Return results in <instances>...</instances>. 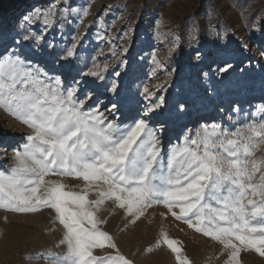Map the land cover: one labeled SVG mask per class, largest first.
<instances>
[{
    "label": "rangeland",
    "instance_id": "rangeland-1",
    "mask_svg": "<svg viewBox=\"0 0 264 264\" xmlns=\"http://www.w3.org/2000/svg\"><path fill=\"white\" fill-rule=\"evenodd\" d=\"M24 1L0 0V56L18 54L49 76H61L65 87L79 81V98L120 128L148 112L165 161L173 146L194 137L203 124L236 130L264 121V0ZM53 6V22L45 26L43 14ZM25 16H32L30 23ZM69 48L73 56L61 59ZM93 65H107L102 79L82 75ZM161 98L163 104L149 112ZM30 132L0 108V171L14 166V149ZM256 155H264V147ZM45 180L74 192L84 184L67 175ZM96 198L89 193V200ZM94 211L106 221L98 227L131 264H178L164 234L177 241L190 264L229 259L228 250L176 220L163 204L145 207L138 219L111 201ZM63 234L51 208L24 213L0 208V264H53L49 254L66 251ZM92 251L106 258L116 250ZM238 264H264V256L242 248Z\"/></svg>",
    "mask_w": 264,
    "mask_h": 264
},
{
    "label": "snow or ice",
    "instance_id": "snow-or-ice-1",
    "mask_svg": "<svg viewBox=\"0 0 264 264\" xmlns=\"http://www.w3.org/2000/svg\"><path fill=\"white\" fill-rule=\"evenodd\" d=\"M55 14V6L43 14L45 26ZM72 56L69 48L61 59ZM106 69L93 65L82 75L102 79ZM79 83L65 87L61 76H49L18 54L0 56V108L31 129L14 149V166L0 171V208L54 210L66 251L49 254L53 264H131L98 227L106 221L96 218L94 210L105 201L134 219L145 207L163 204L176 220L228 250L225 264H238L242 248L264 256V155H256L264 147V121L236 130L203 124L194 137L185 136L173 146L165 161L157 132L145 118L148 112L120 128L98 108L87 107L79 98ZM115 87L113 83L110 90ZM163 102L161 98L148 111ZM50 174L82 179V191L46 181ZM93 191L97 198L89 200ZM163 243L177 254L178 264H190L177 241L164 234ZM105 246L115 254L93 255L94 248Z\"/></svg>",
    "mask_w": 264,
    "mask_h": 264
},
{
    "label": "bare ground",
    "instance_id": "bare-ground-1",
    "mask_svg": "<svg viewBox=\"0 0 264 264\" xmlns=\"http://www.w3.org/2000/svg\"><path fill=\"white\" fill-rule=\"evenodd\" d=\"M29 2L30 0H25L24 2ZM24 4V3H23ZM3 24V18L0 16V26ZM55 39H57L58 41H61V38L60 37H57V38H55Z\"/></svg>",
    "mask_w": 264,
    "mask_h": 264
}]
</instances>
